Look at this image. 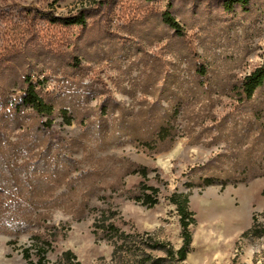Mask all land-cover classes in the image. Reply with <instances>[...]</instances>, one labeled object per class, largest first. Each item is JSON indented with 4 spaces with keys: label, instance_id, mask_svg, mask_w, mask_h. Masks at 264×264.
<instances>
[{
    "label": "rangeland",
    "instance_id": "rangeland-1",
    "mask_svg": "<svg viewBox=\"0 0 264 264\" xmlns=\"http://www.w3.org/2000/svg\"><path fill=\"white\" fill-rule=\"evenodd\" d=\"M228 1L0 0V264L43 243L48 264H264V233L243 235L264 230V85L240 90L264 0ZM80 10L85 26L52 20ZM27 76L50 116L21 103ZM174 193L194 219L184 260L166 252L183 244ZM103 212L122 239L97 231Z\"/></svg>",
    "mask_w": 264,
    "mask_h": 264
},
{
    "label": "trees",
    "instance_id": "trees-1",
    "mask_svg": "<svg viewBox=\"0 0 264 264\" xmlns=\"http://www.w3.org/2000/svg\"><path fill=\"white\" fill-rule=\"evenodd\" d=\"M104 1H111V0H104ZM250 0H229L227 5L228 7H232L235 3H240L241 5H247ZM170 8V6H169ZM169 8L164 12V20L167 25H169L172 29H174L177 33L182 34V29L179 23L175 21L172 17ZM54 21H60L65 25H78V26H85L87 24V14L84 10H80L77 14L67 16V17H55L52 19ZM26 89L23 92L21 103L27 107H31L36 113L42 116H50L54 112V107L52 104L48 103L38 92L37 84L31 79V77H26ZM264 85V61L261 66L256 68L251 74L247 75L241 85L240 90L242 94L246 98H252L256 91ZM64 114L67 113L64 111ZM65 115H63L65 117ZM68 123H71L70 119H67ZM162 136L164 137V129H162ZM167 135V133H166ZM144 179L148 176V169L147 167H141L138 171ZM214 182L211 178H206V184H212ZM142 188L144 194L140 197V200L143 201L144 204L148 205L149 207H153L160 203L159 199V189L153 186H149L142 183ZM150 191V193H148ZM169 200L172 204L176 205V210L180 215V224L182 228V237H183V244L182 246L174 251L172 248H167L166 252L170 257H176L178 260H184L189 252V244L191 241V233L189 230L190 224L193 222V213L189 210L188 202L189 198L188 195L185 193H174L169 197ZM107 215L105 212L102 213V218L100 219V223H97V231L102 230L104 233L108 235L111 239H122L125 236V233L122 232L113 222L107 223ZM264 230H260L257 228V225L254 223L253 226L247 230L243 235H262ZM49 243H43L38 249L39 259L36 262H32L31 264H48L46 260V252ZM151 248H166V245L163 243L155 242L150 245ZM26 257L30 256L28 250H26ZM66 256H74L73 253L67 252ZM149 259L151 257H148Z\"/></svg>",
    "mask_w": 264,
    "mask_h": 264
}]
</instances>
